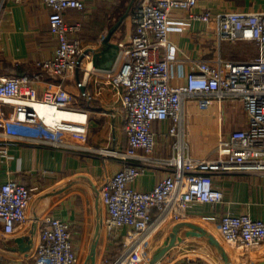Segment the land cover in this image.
<instances>
[{"label":"built area","instance_id":"obj_1","mask_svg":"<svg viewBox=\"0 0 264 264\" xmlns=\"http://www.w3.org/2000/svg\"><path fill=\"white\" fill-rule=\"evenodd\" d=\"M42 1L51 9L50 32L57 40V48L53 58L37 62V67L63 81L81 70L94 71L92 53L80 39L70 36L81 24L70 25L64 16L68 9L84 10L85 2ZM197 4L198 0H143L130 16L132 36L118 43L117 63L106 71L108 83L123 89L121 100L129 142L127 150H99L100 154L126 162L99 189V197L107 208L104 230L120 240V250L106 264H162L158 257L153 258L160 228L166 222L186 220L194 203L221 202L223 192L213 185L215 174L264 173V12L227 11L212 15L209 11H196ZM174 9L188 11L195 20L213 21L221 40L256 43L259 53L245 61L221 57L199 61L185 85H171L170 62L163 54L171 44L170 12ZM41 72L0 78V138L63 148L83 147L88 139L87 112L74 103L63 82L39 96L36 84ZM199 96L241 101L247 113L246 127L220 139L215 156L195 157L187 145L167 158L153 156V122L172 118L176 125L170 131L179 136L184 102ZM8 155V148L0 145V162ZM158 166L167 168L168 175L152 190L132 187L147 167ZM31 191L14 180L0 186V222L5 233H13L18 224L27 221ZM199 221L209 229L215 228L226 254L240 264H252L254 254L264 247V221L248 214L223 215L219 219L205 216ZM37 222L40 242L31 258L16 264H79L67 223L50 215L37 218Z\"/></svg>","mask_w":264,"mask_h":264},{"label":"crops","instance_id":"obj_2","mask_svg":"<svg viewBox=\"0 0 264 264\" xmlns=\"http://www.w3.org/2000/svg\"><path fill=\"white\" fill-rule=\"evenodd\" d=\"M84 10L64 12L68 24L80 23L81 28L70 34L82 41L90 51L97 48L116 19L121 2L130 0H83ZM115 31L118 43L129 40L134 32L132 11ZM196 11L212 15L227 11L264 12V0H198ZM51 9L42 0H0V78L32 76L41 70L37 62L55 56L57 40L50 32ZM170 47L164 55L170 62L169 83L183 86L187 76L199 61L223 58L245 61L257 56L256 43L219 38L213 21L192 19L188 11L170 12ZM92 53V52H91ZM93 55V54H92ZM81 70L64 81L58 75L41 72L36 84L39 96L63 86L71 93L74 103L88 114V139L79 149L56 147L18 138H0V145L9 155L0 162V186L14 180L30 188L31 203L27 221L7 234L0 222V264H16L31 258L40 242L37 218L50 215L65 221L72 236L74 250L81 264L109 258L118 253L120 240L103 227L107 208L99 197L106 178L121 170L126 162L100 154V148L127 150L126 113L122 105L121 87H112L106 71ZM183 119L176 136L170 129L176 125L170 118L152 124L155 138L153 156L170 157L187 145L195 157L216 155L220 139L233 131L244 129L247 113L239 100L229 97L199 96L184 102ZM141 152V151H139ZM134 163H138L134 161ZM139 164V163H138ZM168 169L147 167L132 187L139 191L152 190L165 177ZM213 185L223 192L216 204L194 203L188 218L182 222H166L159 230L153 258L162 264H240L229 257L215 228L200 223L201 217L248 214L264 221V173L231 172L213 176ZM157 210L153 211V215ZM125 230L123 229L121 233ZM252 264H264V247L254 254Z\"/></svg>","mask_w":264,"mask_h":264},{"label":"water","instance_id":"obj_3","mask_svg":"<svg viewBox=\"0 0 264 264\" xmlns=\"http://www.w3.org/2000/svg\"><path fill=\"white\" fill-rule=\"evenodd\" d=\"M138 1L139 0H130L127 5H123L121 2V5L118 6L117 11L118 9H121V11L115 14L116 19L110 24L101 44L97 48L91 50L93 54V65L96 69L110 71L115 67L120 49L114 33L124 22L125 18L129 15ZM156 259L157 257L154 258V260Z\"/></svg>","mask_w":264,"mask_h":264},{"label":"rangeland","instance_id":"obj_4","mask_svg":"<svg viewBox=\"0 0 264 264\" xmlns=\"http://www.w3.org/2000/svg\"><path fill=\"white\" fill-rule=\"evenodd\" d=\"M107 259H109V258H107ZM106 258H104V259H101V260H98V259H95V260H93L92 262L94 263H96L97 262V264H106L107 262H106V260H107ZM85 263V260H83V259H81V264H84Z\"/></svg>","mask_w":264,"mask_h":264},{"label":"trees","instance_id":"obj_5","mask_svg":"<svg viewBox=\"0 0 264 264\" xmlns=\"http://www.w3.org/2000/svg\"><path fill=\"white\" fill-rule=\"evenodd\" d=\"M119 249H120V246H119Z\"/></svg>","mask_w":264,"mask_h":264}]
</instances>
